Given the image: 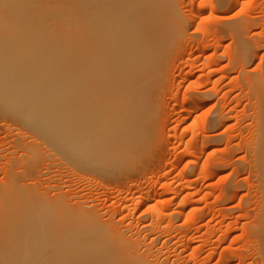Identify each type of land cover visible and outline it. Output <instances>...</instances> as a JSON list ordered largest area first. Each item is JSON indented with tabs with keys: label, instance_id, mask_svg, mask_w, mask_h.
<instances>
[{
	"label": "rangeland",
	"instance_id": "obj_1",
	"mask_svg": "<svg viewBox=\"0 0 264 264\" xmlns=\"http://www.w3.org/2000/svg\"><path fill=\"white\" fill-rule=\"evenodd\" d=\"M54 1L23 0L22 48L32 68L14 84L0 87V185L19 175V182L49 194L79 192L105 217L115 213V220L133 230L150 222L155 208L167 209L166 216H176L173 224L162 218L152 234L161 236L156 248L162 249L166 264H264V181L247 151L252 123L245 115L251 110L242 73L229 64L238 46L225 28L250 19L248 35L262 47L246 68L260 73L264 0H228L224 6L219 0H177L190 36L166 67L154 138L137 164L131 158L112 167L76 160L53 141L51 147L50 138L21 111L24 100L30 103L38 95L60 100L70 85L68 23L51 16L55 21L50 23L62 28L41 30L48 15L34 8L39 2L52 7ZM205 90L212 96H202Z\"/></svg>",
	"mask_w": 264,
	"mask_h": 264
},
{
	"label": "bare ground",
	"instance_id": "obj_2",
	"mask_svg": "<svg viewBox=\"0 0 264 264\" xmlns=\"http://www.w3.org/2000/svg\"><path fill=\"white\" fill-rule=\"evenodd\" d=\"M227 2L219 0L223 6ZM37 7L48 15L41 30L62 28L50 23L51 16L68 23L70 85L60 100L52 95L24 100V117L50 138L51 147L64 145L76 160L112 167L133 158L137 164L156 132L166 67L190 36L177 0H55L52 7L41 2L34 3ZM22 15H27L23 0H0L1 88L32 68L22 48ZM249 25L245 18L225 28L238 46L229 64L242 73L251 110L245 115L252 123L247 151L264 181V67L260 73L246 68L262 45L248 35ZM202 96L212 94L205 90ZM19 181L15 175L0 185V264H166L156 248L161 236L152 234L168 217L167 209L155 208L151 221L133 230L115 220V213L105 217L79 192L49 194ZM260 193L264 206V182ZM175 217L171 214L166 225ZM260 223L264 227V211Z\"/></svg>",
	"mask_w": 264,
	"mask_h": 264
}]
</instances>
